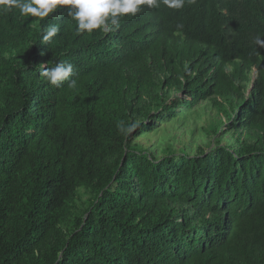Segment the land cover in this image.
<instances>
[{
	"label": "trees",
	"instance_id": "16d2710c",
	"mask_svg": "<svg viewBox=\"0 0 264 264\" xmlns=\"http://www.w3.org/2000/svg\"><path fill=\"white\" fill-rule=\"evenodd\" d=\"M258 36L264 0L145 5L91 34L66 7L0 12V264H264ZM58 63L75 89L41 75ZM206 101L229 121L203 127L208 152L160 127Z\"/></svg>",
	"mask_w": 264,
	"mask_h": 264
},
{
	"label": "clouds",
	"instance_id": "9594fccd",
	"mask_svg": "<svg viewBox=\"0 0 264 264\" xmlns=\"http://www.w3.org/2000/svg\"><path fill=\"white\" fill-rule=\"evenodd\" d=\"M179 10L184 7L185 0H0V12H9L18 9L21 17H33L43 20L54 13L58 7H66L68 16L75 21L78 33L91 34L94 30H108L109 26H120L122 18L129 15L135 16L141 11L142 6L159 8L160 5ZM182 27L178 25V28ZM58 25L48 26L44 32L43 40L49 41L59 32ZM259 47L264 48V39H256ZM44 69V68H43ZM73 66L58 63L55 67H47L41 75L51 85L59 86L61 82L68 81V87L75 89L76 80H70ZM133 123L125 126L124 122L118 123L117 128L125 135L134 131Z\"/></svg>",
	"mask_w": 264,
	"mask_h": 264
},
{
	"label": "rangeland",
	"instance_id": "374dc122",
	"mask_svg": "<svg viewBox=\"0 0 264 264\" xmlns=\"http://www.w3.org/2000/svg\"><path fill=\"white\" fill-rule=\"evenodd\" d=\"M183 95L181 93H173V96L171 99L174 98H182ZM181 109H179V114L176 116L175 119L170 120L166 122H161L159 125L160 127L166 126L167 133L170 135H180L182 136V139L188 144H190V139L193 138V144H197V146H201L205 149L206 152H208L210 149H213L215 147V138L212 136L205 135V132L203 130L204 126H208L211 124V121L213 119L221 118L222 123L224 124L221 131L224 132L226 125L228 124V120L226 116L222 112H218L216 109H214L211 106L210 102H202L199 105L191 108L188 110L185 114V116H182ZM229 136H225L223 139H220L221 145H225L228 142L226 139ZM157 137H154V135L149 136L148 138H144L142 140H139L140 145L149 148L152 147L153 143L156 142ZM218 141V139H217ZM195 147V146H193ZM190 154H192L190 152ZM87 199V197H84L83 200Z\"/></svg>",
	"mask_w": 264,
	"mask_h": 264
}]
</instances>
